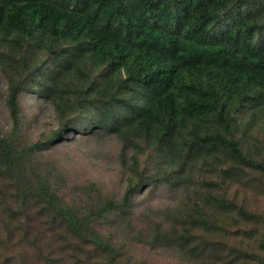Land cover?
<instances>
[{"label": "trees", "instance_id": "1", "mask_svg": "<svg viewBox=\"0 0 264 264\" xmlns=\"http://www.w3.org/2000/svg\"><path fill=\"white\" fill-rule=\"evenodd\" d=\"M0 70L11 122L0 130L1 199L14 189L16 203L0 202L1 243L20 236L23 250L49 264L58 254L52 242L46 255L41 247L54 233L72 264H88L83 256L135 264L100 234L96 218L128 212L137 190L164 174L140 175L120 203L80 213L35 162L54 144L115 136L132 152V172L146 147L181 167L182 180L202 176L184 232L155 225L140 237L144 245L204 264H264V209L228 195L231 184L264 193V0H0ZM24 95L51 104L59 121L51 137L24 140ZM231 220L238 245L218 244L213 237L227 238ZM21 257L0 255V264Z\"/></svg>", "mask_w": 264, "mask_h": 264}, {"label": "rangeland", "instance_id": "2", "mask_svg": "<svg viewBox=\"0 0 264 264\" xmlns=\"http://www.w3.org/2000/svg\"><path fill=\"white\" fill-rule=\"evenodd\" d=\"M6 91L7 82L0 70V130L4 132L11 128L5 106ZM21 108L24 140L34 143L51 137L58 131L59 121L51 104H41L36 98L24 95L21 97ZM68 137L67 135L66 138ZM35 162L37 169L42 173L43 171L52 173L54 188L60 197L80 213H88L91 210L96 212L109 200L120 203L130 182L137 181L140 175L150 177L158 173L164 174L166 180L152 184L146 182L137 190L133 198V207L128 212L111 211L105 219L96 218V227L103 237L109 238L122 248L125 261L131 258L135 264H204L201 259L184 252L173 250L156 252L139 240L141 236L157 231L155 225H159L164 233L175 232V236L184 232L182 222L191 212L189 209L192 206V201L188 198L189 193L201 183L202 176L199 173L193 177L184 171L188 177L187 181L182 180L179 176L181 167L170 166L161 157L155 158V154L146 147L139 157L137 169L132 172L130 170L133 163L132 152H123V144L115 136H87L54 144L45 151H39L35 156ZM159 163L161 165H158ZM4 181L5 179H1L0 183ZM2 192L3 188L0 189V202L4 199L5 202L9 201L16 205L14 189H11L10 193L6 192L1 199ZM228 195L236 196V201L249 210L263 212L264 193L258 189L231 184ZM232 221L234 220L227 225L229 234L227 238L213 237L218 244L227 241L228 244L238 245L235 240L238 228ZM230 223L232 225H229ZM6 237L0 226V241H5ZM53 239H56L54 233L48 234L41 247L42 253L46 255L48 252L45 244L52 242V248L49 249L58 254L50 259L49 264H72L73 261L68 259L73 255L66 250L61 253L60 243L52 241ZM19 242L20 236L8 243L0 242V255L10 257L13 252L18 255L21 253L20 259H13V263L9 261V264H38L39 260L34 257L37 251L31 248L23 250ZM83 259L88 264L95 262L94 259L88 260L85 256ZM42 264L46 263L42 261Z\"/></svg>", "mask_w": 264, "mask_h": 264}]
</instances>
